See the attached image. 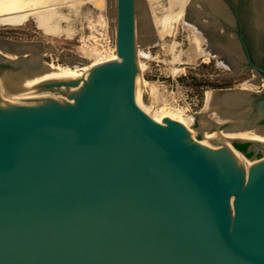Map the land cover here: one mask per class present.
Segmentation results:
<instances>
[{"label": "water", "instance_id": "obj_1", "mask_svg": "<svg viewBox=\"0 0 264 264\" xmlns=\"http://www.w3.org/2000/svg\"><path fill=\"white\" fill-rule=\"evenodd\" d=\"M115 31L119 64L40 86L66 100L0 104V264H264V143L156 126L134 98L135 0H115ZM15 43L0 75L55 50ZM213 92L209 132L264 134V86Z\"/></svg>", "mask_w": 264, "mask_h": 264}, {"label": "rangeland", "instance_id": "obj_2", "mask_svg": "<svg viewBox=\"0 0 264 264\" xmlns=\"http://www.w3.org/2000/svg\"><path fill=\"white\" fill-rule=\"evenodd\" d=\"M31 1L26 0L25 3H21V10L20 8L18 9L23 14H26L24 20L19 19L23 14L18 10L17 12L21 15L15 10L13 12L3 10L2 14V9H0V39L17 43H42L51 45L55 48L56 52L69 54L65 56L69 57L72 55L79 59L80 61L78 60L79 62L77 63L84 60L92 61V58L96 56H107L106 54L110 53L111 50L109 48H111L112 33L109 32L108 22L110 20L112 26H115V14H113L115 13V0H105V3H103L104 0H36V2L33 0L32 3L35 2L36 4H31ZM143 1L135 0V23L137 28L135 39L138 45L136 47H138L139 51L138 55L136 54V57L138 56L136 62L137 68L139 66L141 69L138 71L140 79L139 85L141 84L139 89L142 93L145 92L141 95V98L142 100H146L147 98V102L149 103L151 101L150 105L152 109L173 106L175 109L181 111L182 117L184 118L185 116H194L193 114L201 112L204 105V94L207 91L240 88V84L251 80H254L256 83L259 82V84H264V78L257 76L253 70H248L239 75L236 73L237 76L234 78H219L234 73L229 68L225 69L226 66L220 64L222 62L220 60L222 58L220 54H216L215 56L208 54V56L199 57L194 61L192 60L194 46L192 41H190L189 30L186 28L183 20H181V17L178 15L172 16V13H179L181 6L185 7L190 5L189 3L192 0H187L188 2L186 0H177V5L175 3L177 8L173 5L175 0ZM2 2L0 8L8 1H4L5 3ZM178 2L180 4L182 2V5L178 4ZM27 3L29 6H27ZM170 3H172L171 6ZM138 4L139 7L137 6ZM141 4L146 5L142 6ZM193 4L197 9L201 8L202 5L198 1L193 2ZM140 6L143 7V11H141ZM153 6L156 8V12L155 10H151ZM22 7L24 8L22 9ZM26 7L28 11H26ZM172 7H175V10L178 7L180 8L176 12ZM181 9L183 10V8ZM139 10L140 12H138ZM145 11H147V14L149 13L148 20L152 25L149 24L148 26L149 31L147 32L146 40H142L143 34L140 30V17L143 19L142 15ZM168 11L170 12L168 13ZM6 12L16 18L20 15L18 17L19 20L11 21V23H14L11 25L9 23L10 21H7L8 23L5 21L6 24L2 23V19L9 16ZM30 13L35 14L30 15ZM139 13L142 15L139 16ZM154 13L157 15L155 14L154 16ZM166 13L170 14L169 16L171 17L169 27L165 31L166 35L163 34L160 39L156 40V37H154L156 36V29L153 27V18H161L164 15L166 16ZM178 21L181 22L179 23ZM151 38L156 42L152 41ZM206 44L201 45V49L207 50ZM56 56L55 54L45 55L43 60L55 66H67V61L62 60V56ZM142 86L144 87L142 88ZM263 86L259 85L251 90L261 91Z\"/></svg>", "mask_w": 264, "mask_h": 264}, {"label": "bare ground", "instance_id": "obj_3", "mask_svg": "<svg viewBox=\"0 0 264 264\" xmlns=\"http://www.w3.org/2000/svg\"><path fill=\"white\" fill-rule=\"evenodd\" d=\"M4 1L6 2V0H4ZM4 1L2 2V0H1L2 3H5ZM7 1L8 2L3 4V6L0 8V9H2V14H3V10L7 11V12H9V11L13 12L15 10L17 12V10L22 6L21 3H23V2L25 3L26 0H10V1L7 0ZM34 1L36 2V0H34ZM176 1L177 0H175V2L173 1L174 6H175V3L177 5ZM195 1H198L202 4L201 8L197 9V7H195L194 4L192 5V3ZM249 1H250L249 8H250V12H251V14H250L251 24H252L254 30L257 32V34H260V35L264 34V0H249ZM1 2H0V6H1ZM32 2H33V0L30 3L36 4L35 2L34 3H32ZM143 2H145V0ZM221 2L219 0H192L191 3H189L190 5H187V6H185L184 2H183V5L185 6V7L181 6V8H183V10L180 7H178L177 10H175L176 6L172 7V9L175 10L176 12L179 10V8L181 10V11L179 10V13L177 12V14L172 13V16L178 15L179 17H181L182 19L181 18L180 19L183 20V22L186 24L185 25L186 28L189 30L190 39H191L190 41H192L193 46H194L193 54H192V60L193 61L199 57L208 56V54H212V56H215L216 51L218 52V50H219L223 53V57L221 56L223 61L220 64L230 68L229 70H232L234 73H239L240 68H238V66H239V63L243 60V55L239 51V46H238L237 41H235L234 39L227 37V36L220 37L216 32L217 17H221V18H223L229 22H230V17H231L228 15L227 11L225 10V7L221 5ZM245 2H247V1H245ZM103 3H105V0ZM156 3H158V2H156ZM178 4H180V2H178ZM222 4L224 5V3H222ZM143 5H146V4H143ZM157 5L160 6L159 4H157ZM171 5H172V3H170V6ZM180 5H182V2ZM27 6H29V4ZM137 6L139 7V4ZM23 8L24 7H22V9ZM142 8L143 7L140 6L141 11H143ZM25 9H27V7ZM155 9L156 8H154V6H153V8L151 10H155ZM20 10H21V8H20ZM20 10H18V11L21 12ZM22 11H25V10H22ZM26 11H28V9ZM170 11H168V13ZM7 12H6V14H8ZM138 12H140V10ZM155 12H156V10H155ZM165 12H164V14H165ZM17 13H15L16 16H18ZM107 13H108V11H107ZM18 14H20V13H18ZM31 14L34 15L35 13L34 14L30 13V15ZM113 14H115V13H113ZM148 14H147V11H145V13L143 15L141 14L143 16V19H141V17H140V20H141L140 21L141 22L140 30L143 34L142 40L143 39L146 40L145 38H146L147 32L149 31L148 26H149V24L152 25L151 22L149 23ZM155 14L156 13H154L153 15L155 16ZM27 15H29V14H27ZM138 15L141 16L140 13ZM138 15H137V17H138ZM169 15L170 14H167L166 16L164 15L163 17L158 18V19L153 18L151 16L154 19L152 22L154 23L153 27H155V29H156V36H154V37H156V40L160 39L163 36V34H165V31H167V29L169 27V21L171 19V17ZM18 17L17 18L12 17L10 14L7 18L2 19V23H5V21H6V23H8L10 21L9 22L10 25L14 24L13 22L11 23V21H16L19 19L24 20L26 17V14H23L21 17H19V19H18ZM159 17H160V15H159ZM179 17H177V18L179 19ZM202 17H204V19L208 17L209 22L203 23ZM113 18H114V16H113ZM17 22H16V24H17ZM176 23H177V20H176ZM106 25H107V23H106ZM108 25H109L108 28L111 30V31L109 30V32L112 33V36L110 35L112 38L111 44L109 43L110 47H111L109 49L111 51H110V53L106 54L107 56H105V55L96 56V57L91 56V57H94V58H92V61L91 60L90 61L84 60L80 63H77L80 60L77 59L76 57H74L72 55L69 57L68 56L66 57L65 55H69V54L56 52V54H55V55H57L56 57L62 56L61 57L62 60L67 61V63H66L67 66H64V67L55 66L53 64H49V63H46L45 61H43L42 65H40L39 67H36L37 57L39 55L38 54V48H36L33 45L30 46V52H31L30 57L27 60V62L23 63V66H22L24 71L23 70H21L19 72L9 71V72H5V73L0 75V104L4 105V109H7V106L10 107V105L11 106L31 105V104H37V103L50 102V101L66 100L65 95L68 93V90H65L63 88H59L56 90H50V89L41 88L40 86H43V84L48 83V82H61V81H68V80L75 79V78H81V77L85 76L86 74H88L93 69L100 68L103 66H112V65L119 64V60L116 56L115 26L114 25L112 26V22H110V20L108 22ZM150 27H152V26H150ZM170 30H171V28H170ZM136 32H137V28H136V23H135V33ZM171 32H172V30H171ZM220 32L222 34V31H220ZM225 34H227V33H225ZM106 35H108V34H106ZM139 38H141V37H139ZM151 40L155 41L152 38H151ZM210 41H211V44H210ZM204 43H208V46L206 44V46L208 48L207 50L201 49V45H203ZM4 45H6V47L15 48V49L23 47L22 44H16L14 41L4 42V41L0 40V47L2 48ZM136 46H138V45L136 44ZM53 52H55V50H50V49L46 50L47 55L52 54ZM138 53H139L138 47H136V54L138 55ZM218 53H220V52H218ZM6 55L12 59L16 58L15 55H13V54H6ZM209 56H211V55H209ZM106 64H108V65H106ZM225 69H227V68H225ZM137 70L138 71L141 70L139 66H138ZM139 81H140L139 74L137 72V75L135 78V87H134V98H136V100L139 102L136 105L137 108L151 122H153L159 128H162V126H161L162 119L165 117H168L172 121L181 123L187 129V131H189V133L192 136H194L196 134H200V141L199 142L194 141L192 144L188 145L189 147H193V146H196L198 144L203 145L210 140H222V141H224V140H228V139L253 140V141L264 143V134L260 133V131L256 128L244 130L242 132H231L228 130H226V131L221 130L220 133H216V132H209L208 131V128L210 127L211 122L221 124V123H223L222 119H225L224 118L225 115H223L224 113H216V106L213 103V96L215 93L213 91L205 92V94H204V105H203L201 112H198V114H193L194 116H192V115L189 117L185 116V118H184V117H182L181 111L175 109L173 106L172 107H160V108L152 109V107L150 105L151 101L149 103V102H147V98H146V100H142V98H141V95L144 94L145 92L143 90L142 91L144 93H142L140 91L139 88L141 87L140 86L141 84L139 85V83H140ZM257 84H259V82L256 83L254 80H251V81H246V82L240 84L239 87L242 89H245V90H251L252 88H255L259 85L260 86L264 85L263 83H260L259 85H257ZM143 87L144 86H142V88ZM153 89H155V88H153ZM154 92L156 93V91H154ZM211 105H213V106H211ZM231 122H233V121H231ZM194 126H196V128H194Z\"/></svg>", "mask_w": 264, "mask_h": 264}, {"label": "flooded vegetation", "instance_id": "obj_4", "mask_svg": "<svg viewBox=\"0 0 264 264\" xmlns=\"http://www.w3.org/2000/svg\"><path fill=\"white\" fill-rule=\"evenodd\" d=\"M219 1L220 2L222 1L221 5L225 7V10L227 11L228 15L231 16L232 18L230 17V22H229L221 17H217L218 29L216 28V32L220 37L227 36L237 41L239 46V51L244 57V60H242L239 63L238 66V68H240L239 70L240 71L243 70L246 72L251 69V64L261 70H264V34L261 35L257 34V32L254 30L251 24V18H250L251 12L249 8L250 1L249 0H219ZM222 3H224V5ZM202 22L208 23L209 22L208 17L205 19L203 18ZM220 31H222V34ZM233 33L235 34L234 36ZM218 52L216 51V54H220L223 57V53L219 50ZM221 61H223L222 58ZM258 74H260V77L263 78L264 75L260 71H258Z\"/></svg>", "mask_w": 264, "mask_h": 264}]
</instances>
